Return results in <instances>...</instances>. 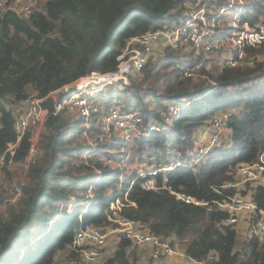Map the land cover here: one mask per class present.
<instances>
[{"label":"trees","instance_id":"obj_1","mask_svg":"<svg viewBox=\"0 0 264 264\" xmlns=\"http://www.w3.org/2000/svg\"><path fill=\"white\" fill-rule=\"evenodd\" d=\"M186 1L196 0H45L29 16L0 6V156L10 158L14 145L13 158L21 164L30 152L35 128L30 126L18 139L14 110L32 88L40 96H48L56 86L93 70L116 68L118 55L132 36L187 19ZM263 11L264 0H248L247 17L254 19ZM251 53L256 64L215 67L204 71L208 77L195 82L176 69L178 54L163 52V90L150 79L157 72L148 61L141 80L126 88L129 96L122 102L124 107L136 101L144 105L149 119L157 118L160 108L149 110L145 96L155 98L161 106L185 97L193 101L182 109L169 131L125 142L131 152H120L116 166L106 164L100 156L89 163L83 160L84 151L92 147L86 136L82 140L87 135L83 120L66 109L58 113L40 137L18 198L0 214V264H57V252L72 245L77 228L83 222H108L110 203L118 197L125 202V215L144 221L153 233L179 242L190 257L205 259L213 252L216 257L207 264H264V241L251 237L239 246L237 231L222 225L226 211L215 207L208 211V205L178 199L169 189L213 204L233 192L215 188L234 177L236 165L257 159L264 149V43ZM149 79L153 82L146 86ZM43 103L53 108L51 97ZM222 108L232 109L231 147L220 144L190 165L193 135ZM87 133L95 139L99 152L107 153L113 145L97 138L94 130ZM173 149H179L186 160L167 173L169 188L145 189L138 179L126 194L137 175L133 171L125 182L120 181L127 173L126 159L128 163L136 157L169 162ZM97 169L102 171L100 177ZM16 175L13 170L7 172L0 205L15 189ZM158 178L162 183L163 176ZM254 197L264 205V188ZM69 203L75 204L71 211ZM69 253L75 257L72 264H79V255ZM137 253L132 241L122 236L104 264H133L139 261Z\"/></svg>","mask_w":264,"mask_h":264},{"label":"built area","instance_id":"obj_2","mask_svg":"<svg viewBox=\"0 0 264 264\" xmlns=\"http://www.w3.org/2000/svg\"><path fill=\"white\" fill-rule=\"evenodd\" d=\"M39 1L0 0V6H8L20 14L29 16L37 8ZM247 3L248 0L186 1L187 19L132 36L118 55L116 68L107 71L93 70L69 84L56 86L48 96H40L38 91L32 88L14 110L18 139L30 126L35 128L30 138L32 147L21 164L15 163L13 158L14 145L10 147V158L1 157L0 189L7 188L9 170L20 169L25 173V177L27 176L30 165L35 161V149L41 135L63 109L83 120L86 137L89 135V129L94 130L101 141L113 144L107 153H102L99 152L97 144L90 141L92 147L82 155V159L88 163L95 156H100L106 164L114 166L120 152H129V149L131 151V146L124 147L125 142L131 144L138 138L169 131V126L182 109L193 100L185 97L178 101H166L164 106H161L155 98H150L147 102L148 109L160 110L157 118L147 119L144 105L137 103L124 107L119 97L117 100L112 97L111 100L109 90H125L133 83L136 74L142 72L151 56L160 48L165 50V47L179 55L175 67L180 75L195 82L201 77H208V73L204 71H211L215 67L222 69L255 64L256 56L251 51L264 43V11L254 19L249 18L245 15ZM106 90L107 99L104 98ZM57 91H60V94L56 97L54 94ZM46 97L53 99L52 109L44 105ZM230 113L231 111L226 109L217 110L198 129V134L193 135V149L189 152L188 161L190 165L217 150L224 136L228 135L230 138ZM231 145L227 146V149ZM134 160L137 162L134 170L137 175L132 178L126 194L138 179H141L140 186L145 189L169 188L167 173L183 165L186 156L176 149L169 162H158L155 158L141 160L138 157ZM124 165L131 168V162H124ZM101 174L102 171L97 169V177ZM159 175L163 176L162 183L158 180ZM127 177L128 175L122 174L120 181L125 182ZM14 183V191L21 192L24 184L21 179L14 178ZM259 188H264V149L257 159L244 160L236 165L234 177L215 188L218 192L223 189H233V192L214 200L213 204L183 191L169 189L178 199L208 205V211L214 207L226 211L223 226L231 227L237 233L246 231L249 238L256 237L264 241V205L254 197ZM124 204L121 197L110 203L108 218L116 223L114 227L83 222L77 228L70 251L81 256L80 264H104L105 247L111 233H115L119 238H129L135 247H150V258L165 264H207L208 260L216 257L213 252L205 259L188 256L171 237L153 233L144 221L125 215ZM2 255L1 253L0 263Z\"/></svg>","mask_w":264,"mask_h":264},{"label":"rangeland","instance_id":"obj_3","mask_svg":"<svg viewBox=\"0 0 264 264\" xmlns=\"http://www.w3.org/2000/svg\"><path fill=\"white\" fill-rule=\"evenodd\" d=\"M43 2H44L43 0H40L39 3H38V5H37V8L42 7ZM168 50H171V49H169V48H167V47H165V50H164L163 48H160V49H158L157 52H156L153 56H151V58L149 59V62H150L149 65H151V67L154 69V71L157 72V75H156L155 77H153V78H150V79L155 80V82L158 84V89H159V90H163L164 87H165V86L163 85V77H162V75H163V71L161 70V67H160V66H161V63L163 62L162 60H163V58H164V56H165V55H163L162 53H163V51H165V54H167V51H168ZM174 52H175L174 50H171V53H172V54H173ZM162 55H163V56H162ZM259 56L261 57V54H259ZM256 60H257V58H256ZM255 64H256V63H255ZM154 65H155V66H154ZM143 75H144V71H143V72H139V73H137L136 76L134 77L133 82H134V81H139V80H141V78H142ZM150 79H149V81H148L147 83H145L146 86L153 82V81H150ZM173 80H174V79H173ZM109 89H110V88H109ZM122 89H123V88H120L119 90H115L114 88H111V90H109V94H110V96H111V100H112V97H114L113 100H117L118 97H119V100H120L121 102H123V101H124V98L128 97L129 95H128V91H127L126 89H125V90H124V89L122 90ZM106 92H107V90L104 91V98H106V97L108 96V93H106ZM59 94H60V91H57V92H55L54 95L57 97ZM106 99H107V98H106ZM149 100H150V97L145 96V98H144V104L147 103ZM157 102H158V101H157ZM131 104H137V102L134 101V102H132ZM140 105H142V104H140ZM186 106H190V104H188V105H186ZM219 110H220V111H223V110H225V108H222V109H219ZM226 110H232V109H226ZM199 129H200V128H199ZM197 131H198V130H197ZM197 131H196L195 133H197ZM197 134H198V133H197ZM41 136H42V135H41ZM85 136H86V135H84V137H82V140H84ZM80 137H81V136H80ZM87 139H88L89 141H92V142H95V143H96L95 139H94L92 136H90V135H88ZM220 144H221V145L224 144V145H225V148H227V146H230V145H231V141H230L229 136H228V135L224 136L223 139H222V142H221ZM35 150H36V153H37L38 149L36 148ZM128 151L131 152L130 149H129ZM171 152L174 153V152H175V149H173ZM1 157H2V156H0V159H1ZM95 158H96V157H95ZM128 160H129V158L126 159L124 162H125V163H128ZM130 162H131V168H127V173H125L126 175L128 174V176H129V174H131V173L135 170V168H136V164H137V162H135V160H130ZM118 163H119V162H118V160H117L115 166H116ZM13 171H14V172H17V175L15 176V179H17V180L21 179V182H22V183H25V180H26L25 173L22 172V170H20V169H14ZM89 191L91 192L92 189L90 188ZM19 194H20V191H14V190L11 191V195H10V197L7 198V199L4 201V203H2V204L0 205V214H3V213L6 211V209H7L11 204L14 203V201L18 198ZM75 199H76V198H75ZM74 206H75L74 203H69V204H68V207H67V208H68V211H71V210L73 209ZM115 224H116L115 222L109 220V218H108V222H106L104 225H105L106 227H108V228H112V227L115 226ZM117 238H118V239H117ZM247 238H249V237L247 236L246 231L239 232V233H238V244H239V246H241L244 242H246V241H247ZM108 239H109V240H108V243H107V245H106V247H105V255H104V259H105V260L113 254V252H114V250L116 249V246H117V244H118V242H119V241H118V240H119V237H118L115 233H111ZM239 246H238V247H239ZM70 250H71L70 247L67 248V249H64V250H59V251L57 252V254H56V263H57V264H72V263L74 262V258H75V257L70 256V253H69ZM78 255H79V254L77 253V256H78ZM77 260H78V259H77ZM81 262H82V259H81V256L79 255V264H80ZM133 264H143V263H142L141 261H135Z\"/></svg>","mask_w":264,"mask_h":264},{"label":"crops","instance_id":"obj_4","mask_svg":"<svg viewBox=\"0 0 264 264\" xmlns=\"http://www.w3.org/2000/svg\"><path fill=\"white\" fill-rule=\"evenodd\" d=\"M118 239V238H117ZM119 241V240H118ZM179 243V242H178ZM180 245V244H179ZM180 247L182 248V246L180 245ZM137 249V255H138V259L139 261H141L143 264H165L163 261H156V260H152L150 258V247L148 246H136ZM184 249V248H182Z\"/></svg>","mask_w":264,"mask_h":264}]
</instances>
